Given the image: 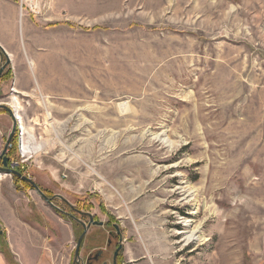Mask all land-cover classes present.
<instances>
[{"label":"rangeland","instance_id":"obj_1","mask_svg":"<svg viewBox=\"0 0 264 264\" xmlns=\"http://www.w3.org/2000/svg\"><path fill=\"white\" fill-rule=\"evenodd\" d=\"M57 13L41 24L64 44L38 50L39 72L73 87L36 106L0 91L33 149L23 175L66 212L0 173L41 226L42 264H75L77 211L104 224L81 264L112 262V224L122 264H264V0H60ZM12 128L1 110L0 155Z\"/></svg>","mask_w":264,"mask_h":264},{"label":"crops","instance_id":"obj_2","mask_svg":"<svg viewBox=\"0 0 264 264\" xmlns=\"http://www.w3.org/2000/svg\"><path fill=\"white\" fill-rule=\"evenodd\" d=\"M59 1L0 0V47L9 57V69L13 71L10 75L12 78L8 80L9 85L8 82H2L0 91L11 92L15 100L25 98L29 104L36 106L38 98L41 101V98L62 94L65 85L73 87L70 80L39 72L38 50L44 47L56 52L64 44L61 26L49 30L43 28L49 18H58ZM26 3L29 4L31 15L27 11L25 13ZM59 11H62V7ZM55 61L57 58L53 57L52 62ZM22 205L15 191L0 182V237H5L14 264H42L44 237L41 226L25 220ZM0 264H9L1 251Z\"/></svg>","mask_w":264,"mask_h":264},{"label":"water","instance_id":"obj_3","mask_svg":"<svg viewBox=\"0 0 264 264\" xmlns=\"http://www.w3.org/2000/svg\"><path fill=\"white\" fill-rule=\"evenodd\" d=\"M0 52H1V54H3L6 57V63L0 68V78H1V76L4 73V70L7 68V66L11 65V62H10L9 57L5 54V52L3 51V49H1V47H0ZM1 110H5L9 114V116L11 117L12 122H13V128H12V132H11V134H10L8 140H7L6 146H5L2 154L0 155V160H3L2 167H0V173L5 174L7 176H10L12 178L13 177H18L23 182H27L28 184H30L32 186L33 190H35L45 200V202L48 205H50L53 209H55L57 211H60L53 204V199L47 197L46 194L40 189V187L31 178H29L27 176H24L22 173H20L18 171H13V170H10L8 168L9 158L7 157V153H8L9 147L11 146V142H12V140L14 138V135L16 134L17 129H18V120H17V112L15 111V109L13 107H11L9 105L0 104V111ZM62 214H64V213H62ZM92 224L103 226L102 222H95L94 223V219L90 215V224L88 225V227H85L84 232L82 233V235L80 236V238L77 241L76 250H75V264H79V262H80L81 245H82V242H83L85 236L87 235L88 228ZM121 241H123V238H121ZM120 249H121V246L119 247L118 250H120Z\"/></svg>","mask_w":264,"mask_h":264},{"label":"flooded vegetation","instance_id":"obj_4","mask_svg":"<svg viewBox=\"0 0 264 264\" xmlns=\"http://www.w3.org/2000/svg\"><path fill=\"white\" fill-rule=\"evenodd\" d=\"M7 157L9 158V156L7 155ZM2 162L3 160H0V167H2ZM54 202V201H53ZM62 213H64L65 211L63 209H61L60 207H57ZM55 210V209H54ZM58 211V213L60 214L61 212ZM56 212V211H55ZM74 212V211H73ZM66 213V212H65ZM75 213V212H74ZM72 213L70 214V216L72 217L73 220H75L76 222H78V224L82 227L83 232L85 227H88V225L90 224V215L88 214V212H82V211H77V213ZM80 217H78V216ZM83 218V219H82ZM84 218H89V222L88 224L85 223ZM98 222L94 219V223ZM85 225V226H84ZM104 225V224H103ZM92 226H99V225H94L92 224L88 230L92 227ZM111 227L114 228V230H110L108 232V246H112L114 242H117V248L116 251L114 252L113 258H112V262L110 264H122V260L120 258L121 252L123 250V242H124V237L123 234L120 230V228L118 227V225L116 224H112ZM121 238H123V241H121ZM82 246V245H81ZM121 246V249H119V247ZM81 251V250H80ZM103 257V252L99 251V252H95V253H90L88 254V256L86 257V259L84 260V264H98L100 263V261L102 260ZM79 264H81V261L79 262ZM102 264H109V262L103 261Z\"/></svg>","mask_w":264,"mask_h":264},{"label":"built area","instance_id":"obj_5","mask_svg":"<svg viewBox=\"0 0 264 264\" xmlns=\"http://www.w3.org/2000/svg\"><path fill=\"white\" fill-rule=\"evenodd\" d=\"M33 8H35V7H33ZM17 120H18V118H17ZM17 131H18L17 135L20 139V150H19V154L17 156H12V155L7 153L9 156L8 168L10 170H13V171H18V172L23 171L24 174H28V172H29V165H28L29 157H27L28 153L25 152L23 147H22V144L24 142V133H26V131L25 132L22 131L20 124H18ZM10 147L12 148V145Z\"/></svg>","mask_w":264,"mask_h":264},{"label":"trees","instance_id":"obj_6","mask_svg":"<svg viewBox=\"0 0 264 264\" xmlns=\"http://www.w3.org/2000/svg\"><path fill=\"white\" fill-rule=\"evenodd\" d=\"M10 73H3V75L1 76L2 80H6L10 77ZM12 149H13V144H12ZM10 154V153H9ZM20 173L24 174L23 171H19ZM14 182L17 185H22V188H32V186L30 184H28L27 182H23L22 180H20L18 177H13ZM44 192V191H43ZM45 194H48L47 192H44ZM0 251L1 253L5 256V258L7 259V261L9 262V264H14V260H13V256L11 255V253L9 252L8 246H7V242L5 240L4 236L0 237Z\"/></svg>","mask_w":264,"mask_h":264},{"label":"bare ground","instance_id":"obj_7","mask_svg":"<svg viewBox=\"0 0 264 264\" xmlns=\"http://www.w3.org/2000/svg\"><path fill=\"white\" fill-rule=\"evenodd\" d=\"M15 111H16V109H15ZM17 112V111H16ZM18 114V113H17ZM17 118H18V124H20L21 125V129L23 130L24 129V126H23V121H22V118H21V116L20 115H17ZM22 147H23V149H24V151L25 152H27L26 151V149H28L29 151L30 150H33V149H31L30 147H28L26 144H25V142H23V144H22ZM40 148V147H39ZM36 149L35 148V151L37 152V151H39L40 149ZM28 153V152H27ZM188 222V221H187ZM187 222H184L185 224H188ZM186 226V225H185ZM188 240H198V238L196 237V235L194 234V233H192L191 234V236L190 237H188Z\"/></svg>","mask_w":264,"mask_h":264}]
</instances>
